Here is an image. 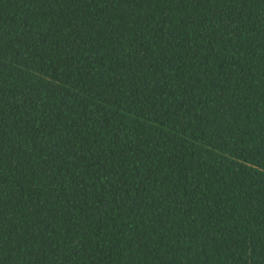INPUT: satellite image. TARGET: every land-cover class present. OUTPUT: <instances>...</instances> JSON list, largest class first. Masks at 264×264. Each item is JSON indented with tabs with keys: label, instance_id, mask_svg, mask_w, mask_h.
Wrapping results in <instances>:
<instances>
[{
	"label": "trees",
	"instance_id": "1",
	"mask_svg": "<svg viewBox=\"0 0 264 264\" xmlns=\"http://www.w3.org/2000/svg\"><path fill=\"white\" fill-rule=\"evenodd\" d=\"M0 264H264V0H0Z\"/></svg>",
	"mask_w": 264,
	"mask_h": 264
}]
</instances>
